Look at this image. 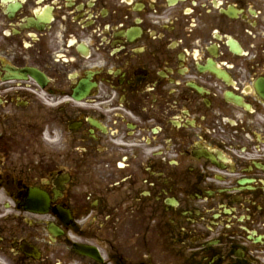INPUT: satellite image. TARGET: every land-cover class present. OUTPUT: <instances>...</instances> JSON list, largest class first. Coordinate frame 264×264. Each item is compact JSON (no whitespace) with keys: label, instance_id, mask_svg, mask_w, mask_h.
I'll return each instance as SVG.
<instances>
[{"label":"flooded vegetation","instance_id":"af4514ba","mask_svg":"<svg viewBox=\"0 0 264 264\" xmlns=\"http://www.w3.org/2000/svg\"><path fill=\"white\" fill-rule=\"evenodd\" d=\"M0 264H264V0H0Z\"/></svg>","mask_w":264,"mask_h":264}]
</instances>
